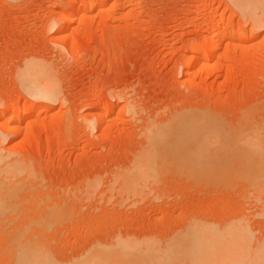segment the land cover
Here are the masks:
<instances>
[{"label": "rangeland", "instance_id": "1", "mask_svg": "<svg viewBox=\"0 0 264 264\" xmlns=\"http://www.w3.org/2000/svg\"><path fill=\"white\" fill-rule=\"evenodd\" d=\"M83 1L0 0V153L29 167L4 184L0 264H264L263 1ZM214 27L204 72L189 48ZM27 64L55 98L21 85ZM188 127L183 149L148 142Z\"/></svg>", "mask_w": 264, "mask_h": 264}, {"label": "bare ground", "instance_id": "2", "mask_svg": "<svg viewBox=\"0 0 264 264\" xmlns=\"http://www.w3.org/2000/svg\"><path fill=\"white\" fill-rule=\"evenodd\" d=\"M256 1V0H255ZM255 1H254V6H255V8H256V5L258 6L257 8H261L262 6H264V5H262V1H263V4H264V0H258V3H257V1H256V3H255ZM261 1V2H260ZM103 4V2L100 0H97V1H95V0H93V1H83V3L81 4L82 6H83V9L85 8V9H87V8H94V7H96V6H100V5H102ZM256 4V5H255ZM104 5V4H103ZM102 5V6H103ZM259 5H262V6H259ZM251 6H252V2H251ZM104 7V6H103ZM101 8V7H100ZM255 8H253V10L255 9ZM254 12H255V10H254ZM81 13V12H80ZM80 13H75L74 11H70V12H65V13H62V14H60V18H59V20H60V22H61V24H63L62 25V27H59L57 30H56V33H59V32H62V30H65L66 29V27L68 26V25H70V24H72V23H74V21L79 17V16H82V14H80ZM84 13H86V12H84ZM225 16V15H224ZM223 15H221L220 14V16H219V19L220 20H224V17ZM83 17V16H82ZM79 19V18H78ZM88 19V18H87ZM218 19V20H219ZM220 20H219V22H220ZM263 21V20H262ZM70 27V26H69ZM230 27V28H229ZM227 26V28L225 29H223L222 30V32L225 34V36H226V34H229V38H230V36H234V37H236V38H238L239 40H244V42H246L248 39H252V37L255 35V34H257V33H254V32H251V33H245L244 32V29H242L241 27L240 28H237V29H235V28H233V26ZM245 28V27H244ZM206 31V30H205ZM217 30L215 29V27L214 28H211V29H208L206 32H207V34H210L212 37H210L209 39H207L206 40V43H205V45H204V47H203V50H202V48H200L201 46H191L190 48H189V51H191V52H194V53H199V61H198V66H199V68H200V70H203L204 72L205 71H210V72H212V68H213V65H211V62L215 59V53L217 52V50H218V48H219V41L218 40H215V38H213L214 37V33L216 32ZM219 33H221V32H219ZM223 33H221V34H223ZM216 34V33H215ZM224 34H223V36H224ZM208 36V35H207ZM216 36V35H215ZM255 37V36H254ZM253 37V38H254ZM237 39V40H238ZM236 40V39H235ZM236 40V41H237ZM73 45V44H72ZM75 47V46H74ZM254 61V60H253ZM241 63V62H240ZM247 64V63H246ZM238 65V64H237ZM193 66H194V64H193ZM192 64H191V62H189V64L187 65V70H190V69H192ZM215 67V66H214ZM215 68H217V67H215ZM215 70V69H214ZM40 71H43V70H36V68L33 66V65H31V64H27L26 66H25V68H24V70L19 74V76H18V78H19V80H20V83H21V85L22 86H24V88L25 87H27V88H30L29 89V92L31 91V89L33 88V90H32V95L33 96H37V97H43V98H47V99H49V100H51V99H53V98H55L56 97V90H55V88L53 87V86H51L49 83H48V81H47V79H45V78H43V77H45L44 75L42 76V78H41V80L42 81H44L45 80V82H42L41 81V84H43L44 83V86L42 85V90L40 89V87H41V85L39 84V85H34L33 84V81H34V83H35V79L36 80H38L39 78H40ZM219 72V71H218ZM189 74V73H188ZM194 75V74H193ZM189 76H192V73H191V75H189ZM32 77H35L34 79H33V81H32V79H30V78H32ZM29 81H31L30 83H29ZM45 83H46V85H45ZM30 84H33L34 86H32L31 87V85ZM37 86V87H36ZM30 94V95H31ZM45 100V99H44ZM30 104V103H29ZM13 105V104H12ZM23 106V105H22ZM41 106V105H40ZM11 107V106H10ZM13 108H16V104H15V107L14 106H12ZM18 107V106H17ZM39 107V106H38ZM6 109V108H5ZM12 110V109H11ZM35 110V106H34V104H30V105H28L27 104V106H24V109L22 110V112H20V110H19V112H13L12 113V115H10L9 117H8V119L6 120V122H7V125H5V126H3L4 127V129H5V132L8 134V135H10V136H12V138L13 137H16V136H18L19 135V133H21V122H22V120L23 119H25L26 118V114L28 115H30V114H32L33 112H35L34 111ZM118 110V109H117ZM5 111H7V110H5ZM13 111V110H12ZM104 111V110H103ZM116 110L115 109H112L111 111L109 110V112L107 113V116L108 115H112L114 112H115ZM117 112V111H116ZM1 113V112H0ZM8 114V113H7ZM34 114V113H33ZM104 114H106V113H104ZM103 114V115H104ZM1 115V114H0ZM103 115H101V116H103ZM2 116V115H1ZM37 116V115H36ZM106 116V115H105ZM3 117V116H2ZM104 117V116H103ZM34 118H36V117H33L32 119H34ZM3 119V118H2ZM28 119H30V118H28ZM2 121V120H1ZM24 121V120H23ZM29 121V120H28ZM32 121V120H31ZM3 122V121H2ZM3 125V124H2ZM41 125V124H40ZM183 128H184V126H183ZM192 127H188V128H185V130H184V132L182 133V134H180L179 135V137H177V138H175V139H173V140H169V138H168V136L166 135L168 132H157V133H154L153 135H150L149 136V139H148V142H149V144L150 145H156V143H158V147H175V148H184V146H185V143L187 144V141H188V138H189V134H188V132L189 133H192ZM26 135V134H25ZM24 140V139H23ZM156 142V143H155ZM22 144V143H21ZM198 145H202V144H198ZM182 148V149H183ZM1 150V149H0ZM1 152V151H0ZM196 154V153H195ZM194 154V155H195ZM200 154V153H199ZM194 155H193V158H194ZM4 156V155H3ZM2 155H1V153H0V200H1V202H2V200H4V199H2V197L3 198H5L6 196H5V194L6 193H10V190H11V192H16V189H15V187H13L12 185V187L15 189H11V186H10V188L9 189H7L5 186H4V184H5V182L7 183V182H14V180H16L17 181V179H20L21 178V180H22V178L23 177H21L22 175H24L25 176V174L26 173H28L27 172V170H26V168L27 169H29V167H24V166H22L21 165V163H18V162H16V160H11V161H7V158H6V156L5 157H3ZM201 156V155H200ZM200 156H198V153H197V155H195V159H197L198 157H200ZM186 158V157H185ZM192 158V156H191V159H193ZM201 158V157H200ZM197 160H200L199 158L197 159ZM261 165H262V168H261V165H257L259 168H260V170H259V168H258V170L261 172V173H259L260 175L261 174H263L264 173V171H262V169H263V166H264V164L263 163H260ZM26 165V164H25ZM257 168V167H256ZM256 168H255V170H256ZM257 171V170H256ZM255 171V173L254 174H252V176H254V175H256V173L258 172H256ZM32 173V172H31ZM258 175V174H257ZM256 175V176H257ZM260 175H258V176H260ZM29 176V175H28ZM26 177V176H25ZM29 177H31V176H29ZM260 178V177H259ZM26 179V178H25ZM24 179V180H25ZM27 179H29V178H27ZM33 179V178H32ZM262 179H263V175H262ZM20 180V181H21ZM22 181V182H25V181ZM31 181V180H30ZM264 181V180H263ZM18 183V181L16 182V184ZM34 183V182H33ZM9 184V183H8ZM15 184V182L13 183V185ZM10 185V184H9ZM18 185V184H17ZM20 185V184H19ZM39 185V184H38ZM15 186V185H14ZM19 188H22V186L21 187H19ZM27 188V187H26ZM28 188H29V186H28ZM31 189V188H30ZM14 190V191H13ZM22 190H23V188H22ZM24 190H26V189H24ZM34 190V189H33ZM28 191V190H27ZM14 192V193H15ZM11 194V193H10ZM40 201V200H39ZM39 203V202H38ZM16 204V203H15ZM14 206V205H13ZM36 206V205H35ZM1 207H2V204H0V212H2V210H1ZM39 207V206H38ZM35 220V219H34ZM38 222H39V220H38ZM40 224V223H39ZM25 251V253H22V251H21V253L22 254H19V256L21 257V258H23V259H26V260H28V261H30L29 259H32L31 257V255H30V253L29 252H33V251H27V249H25L24 250ZM28 253H27V252ZM37 252H38V250H36ZM40 251V250H39ZM39 254H40V252H39ZM38 254V255H39ZM36 255V254H35ZM35 255L33 256V260L35 259L34 257H35ZM37 255V256H38ZM37 259H38V257H37ZM32 261V260H31ZM35 262H38L37 260H34Z\"/></svg>", "mask_w": 264, "mask_h": 264}]
</instances>
